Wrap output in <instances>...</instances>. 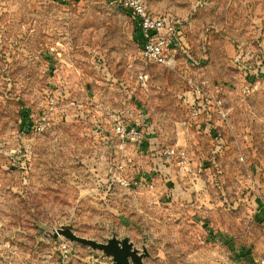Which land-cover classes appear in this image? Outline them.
I'll use <instances>...</instances> for the list:
<instances>
[{
    "label": "rangeland",
    "instance_id": "obj_1",
    "mask_svg": "<svg viewBox=\"0 0 264 264\" xmlns=\"http://www.w3.org/2000/svg\"><path fill=\"white\" fill-rule=\"evenodd\" d=\"M233 2L228 8L264 21V0ZM134 28L111 0H0V264H58L65 239L44 236L42 226L72 220L80 236L128 234L150 249L145 264H260L264 126L248 133L254 118L264 119V69L257 72L264 29L247 25L244 43L228 39L231 29L211 32L217 42L205 45L185 36L166 65L143 59ZM190 76L210 80L207 87L223 99L227 115L216 121L223 141L186 123ZM251 78L262 83L244 97ZM234 103L244 108L230 110ZM141 112L158 141L188 147L190 165L175 178L192 182L185 184L191 196L171 201L163 188L113 181L122 174L152 183L130 161L120 172L124 159L105 138L116 120L137 125ZM44 115L50 123L36 132ZM230 117L238 119L236 129L228 127ZM141 162L154 165L148 157ZM72 248L73 264H101L86 261L101 252Z\"/></svg>",
    "mask_w": 264,
    "mask_h": 264
},
{
    "label": "built area",
    "instance_id": "obj_2",
    "mask_svg": "<svg viewBox=\"0 0 264 264\" xmlns=\"http://www.w3.org/2000/svg\"><path fill=\"white\" fill-rule=\"evenodd\" d=\"M148 0H111V3L118 7L129 11L139 27L138 39L141 46V54L147 63H157L169 65L176 61L175 51L177 44L182 40L180 19L172 16H156L152 14L148 8ZM261 62L258 63V71L261 72ZM147 75L140 74V78L144 79ZM253 80V81H252ZM189 84L192 87L196 100L191 104V111L186 121L187 124L195 125L199 122L202 115L207 119L212 118V114L217 113L222 118L226 117L227 111L224 106L222 98L212 95L207 90V85L204 81L195 79L192 76L188 78ZM262 83L261 79L251 78L250 82L242 86V95L247 97L254 93ZM53 107L55 105V98L52 97L49 101ZM142 113V114H141ZM138 114L137 125H125L121 120H116L111 128L119 140L118 147L126 149L128 144L143 145L146 140L147 131L145 129L148 120L144 112ZM50 123L46 115L42 116L36 122V132H43L47 129ZM160 150L156 152L159 155L161 162L169 166L171 164H178L180 169H186L190 165V157L186 149L178 148L174 145L167 144L159 147ZM126 165L119 163L118 170L123 172ZM113 181L119 183L121 186L139 188L142 186L153 187V183H147L142 179L130 180L124 175H114ZM264 209V201L262 203ZM60 262L58 264H73L77 254L73 251L72 245L63 240L60 243ZM96 255L89 254L86 256V261L90 263L99 262L101 264H111L109 256L100 254V259ZM264 264V256L259 261Z\"/></svg>",
    "mask_w": 264,
    "mask_h": 264
},
{
    "label": "crops",
    "instance_id": "obj_3",
    "mask_svg": "<svg viewBox=\"0 0 264 264\" xmlns=\"http://www.w3.org/2000/svg\"><path fill=\"white\" fill-rule=\"evenodd\" d=\"M204 3H205V0H148L147 1L148 8L152 14L156 16H172V17H176L181 20L182 25L180 27L181 29L180 38L184 42H186L185 36L191 40L193 38L197 39L199 45L209 44L208 42H217L215 41V38L210 36L211 32L213 33L216 30L225 31V30L231 29L232 31H234L232 33L233 37H229L228 39L230 40L233 39L234 42L238 41L239 43H244L248 40V38H247V35L242 34L240 30L244 29L247 25L249 28H252V25H255L258 30L264 29L263 18L258 17L260 13L259 15H257V13L251 14L249 11H247V9H244L245 10L244 11V10H233V9L228 8V5H230L231 3H234L233 0H228L227 3L224 0H214L212 4H209V6H205ZM122 11L126 12L127 17L130 20L132 27L134 26L136 28L137 24L133 18V15L127 10L122 9ZM210 28H213V29L211 30ZM190 32H193L194 34L192 35ZM196 32L198 33L197 37L194 36ZM136 40L139 43L138 38H136ZM262 42L264 43V40H262ZM242 48H243V45L241 44L240 50H242ZM240 50L238 54H240ZM261 69H264V66ZM202 81H204L205 83L206 81L210 82V80H206V81L202 80ZM207 90L209 91L210 94L215 95L214 93L215 91H213L214 89L210 88L209 85H208ZM187 93L189 95V99L191 100V104H192L194 100H196V95L192 90H189ZM242 106H244V104L240 103V105H237L236 103H234L230 107V110H233V109L238 110L239 108H244ZM245 106L247 110L248 105H245ZM219 119L220 117L216 115L213 116L212 120L210 121V123H208V125L210 126V128H214L213 134L215 135H212V136H215V137L213 139H222L220 141H223V138L221 136L222 134L219 133V129H218L219 128L218 126H220ZM205 120H207V118L205 117V115H202L198 123L202 125L204 124ZM216 121L219 124L216 123ZM149 123L150 121H147L146 123L145 129L147 131V134H146L147 136H146V140L144 144L141 146L140 145L137 146L135 144H128L126 149H120L118 147L119 140L117 139L115 134L112 132L111 127L107 129L108 135L105 136L106 142L108 143L110 148H114L115 152L121 155V157L124 159L122 160L123 162L121 163H123L124 165H127L128 162L130 161L131 166L134 167V165H136V167L134 168V171L136 174L145 173L146 175V172L150 173V178H151L150 181H152L158 193L163 188V192H166L168 198L171 199V201L176 200L178 198H187L188 196H191V193H190L191 191L188 192L187 190H185V188L189 187V186H186L185 184H189L192 182L187 181V182L181 183V185H178V182L175 178L179 171L178 164L176 163V164H171L169 166H166L161 162L160 158H156L155 160L156 148L161 147V146L163 147L167 145L168 143L157 140L159 135H157L155 131H150L151 126ZM227 123H228V127L229 126L233 128L235 127L234 129H236L238 125V119H235V117L234 118L230 117ZM261 125L264 126V119L259 118L258 120H256L254 118L253 124L252 126H250V131L248 133V136L250 138L254 137V135L257 134V128L260 127ZM192 126L194 127V125ZM199 127L201 129V126ZM206 127L207 125H204L202 127V130L201 131L197 130V132L205 133L204 131H208ZM111 132L113 133L114 138L112 137V135L111 137L109 136ZM176 147L186 149L190 157L188 147L186 146L181 147L178 145ZM143 157H148L151 161L154 162V165L150 163L145 168V165H143V163L141 162V158ZM171 194H173L174 196H171Z\"/></svg>",
    "mask_w": 264,
    "mask_h": 264
},
{
    "label": "water",
    "instance_id": "obj_4",
    "mask_svg": "<svg viewBox=\"0 0 264 264\" xmlns=\"http://www.w3.org/2000/svg\"><path fill=\"white\" fill-rule=\"evenodd\" d=\"M43 235L52 240L65 239L72 245L81 244L90 247L94 252H101L109 256L111 264H145V259L151 256L150 249L143 245L138 247L128 234L119 235L112 231L105 241L96 238L84 237L76 234L74 221L59 228L42 226Z\"/></svg>",
    "mask_w": 264,
    "mask_h": 264
},
{
    "label": "trees",
    "instance_id": "obj_5",
    "mask_svg": "<svg viewBox=\"0 0 264 264\" xmlns=\"http://www.w3.org/2000/svg\"><path fill=\"white\" fill-rule=\"evenodd\" d=\"M135 33L136 34H138V32H139V27L138 26H136V28H135ZM137 38H138V36H137ZM140 42V41H139ZM215 115H217L218 116V114L217 113H214V114H212V118H213V116H215ZM22 116L23 117H25L26 118V120H31V115H29V113L28 112H26L25 114H22ZM30 117V118H29ZM212 118L211 119H207V120H205V122H204V124H202V125H200L199 123L198 124H195L194 125V127L197 129V130H202V127L204 126V125H207V129H208V131H204L206 134H211V135H215V134H213L214 133V128H210V126L208 125V123H210V121L212 120ZM199 126H201V129H200V127ZM30 129V128H29ZM21 130H22V132H24L23 130V128H21Z\"/></svg>",
    "mask_w": 264,
    "mask_h": 264
}]
</instances>
